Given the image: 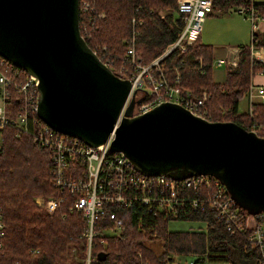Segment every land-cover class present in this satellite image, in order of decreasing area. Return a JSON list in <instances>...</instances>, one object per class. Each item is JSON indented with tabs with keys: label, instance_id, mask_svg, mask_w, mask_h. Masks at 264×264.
I'll return each mask as SVG.
<instances>
[{
	"label": "trees",
	"instance_id": "obj_1",
	"mask_svg": "<svg viewBox=\"0 0 264 264\" xmlns=\"http://www.w3.org/2000/svg\"><path fill=\"white\" fill-rule=\"evenodd\" d=\"M83 1L88 2L92 11L79 10L80 33L92 49L104 45L114 63L119 61L132 36L143 61H150L174 40L183 25L176 0H78V5ZM252 1L257 12L264 15V1ZM248 2L214 0L213 8L225 10ZM252 34L250 43L240 45L236 65L227 66L221 80H215L212 75L210 46L198 39L185 51L171 50L161 62L169 68V73H175L172 68L178 65L180 84L194 94L207 90V119L234 120L262 135L253 121L264 125V100H252L250 111L238 109V101L248 92L252 74L264 71V62L251 55L252 47L259 44L254 31ZM15 96L17 94L12 93V97ZM0 133V205L4 221L0 264H50L55 260L60 264H84L81 256L86 250V238L81 235L85 224L82 215L69 210L68 201L49 212L33 200L35 194L53 191L49 181V150L32 141L27 133L16 135L11 126H3ZM112 210L121 219L123 228L115 234L92 238L91 254L95 264L117 261L179 264L178 255L184 259L194 256L197 264L217 261L259 264L254 244L244 233L227 231L212 210L197 208L178 214L160 212L154 216L139 205H116ZM172 219L199 220L204 227L171 229L168 223ZM154 241L160 242V249L153 246Z\"/></svg>",
	"mask_w": 264,
	"mask_h": 264
},
{
	"label": "water",
	"instance_id": "obj_2",
	"mask_svg": "<svg viewBox=\"0 0 264 264\" xmlns=\"http://www.w3.org/2000/svg\"><path fill=\"white\" fill-rule=\"evenodd\" d=\"M78 18V0H0V53L36 77L38 116L91 145L111 134L110 149L141 172L211 174L246 213L264 212V135L174 101L133 114L129 78L98 57Z\"/></svg>",
	"mask_w": 264,
	"mask_h": 264
},
{
	"label": "built area",
	"instance_id": "obj_3",
	"mask_svg": "<svg viewBox=\"0 0 264 264\" xmlns=\"http://www.w3.org/2000/svg\"><path fill=\"white\" fill-rule=\"evenodd\" d=\"M213 2L176 0L183 25L174 40L150 61H143L140 51L135 48L133 36L117 63H114L104 45L93 48L108 67L118 75L129 78L130 89L124 106L133 97V114L147 111L158 102L166 100L180 103L194 114L207 118V90L194 94L191 89L180 84L178 65L172 68L175 73H169V68L163 66L161 59L175 48L185 51L198 39L202 23L213 10ZM80 9L92 11V7L84 1ZM236 10L250 20L253 31L259 20L264 18V15L257 12L252 0L238 5ZM257 54L258 50L252 48L251 55L260 60ZM222 63L233 67L237 63V56L230 59L217 57L213 60V64ZM252 90L250 84L249 111ZM257 92L264 99L262 86H258ZM12 93L17 96L12 97ZM140 96V100H136ZM37 99L36 77L0 53V129L6 125L11 126L16 135L27 133L32 141L49 150V181L53 191L34 196V201L49 212L59 208L63 201H68L67 208L82 215L85 224L81 235L86 238V250L81 256L84 264H95L91 254L92 238L115 234L123 228L121 219L112 210V206L116 205L144 206L146 212L153 216L160 212L178 214L197 208L212 210L227 231L245 234L257 250L259 264H264V212L246 213L233 201L219 179L207 173L175 178L167 174L141 172L121 150L110 149L111 134L104 142L91 145L45 123L37 114ZM253 124L264 135V125L256 120ZM2 216L0 205V246L4 234ZM99 241L103 242V238ZM50 264L60 263L55 260ZM114 264L123 263L117 261ZM183 264H197V258L188 256Z\"/></svg>",
	"mask_w": 264,
	"mask_h": 264
},
{
	"label": "crops",
	"instance_id": "obj_4",
	"mask_svg": "<svg viewBox=\"0 0 264 264\" xmlns=\"http://www.w3.org/2000/svg\"><path fill=\"white\" fill-rule=\"evenodd\" d=\"M254 1H264V0H254ZM234 6H235L234 11L237 12L236 7L238 5H234ZM228 8L230 9V7H228ZM228 8L225 10H223L222 8L218 9V7L213 8L212 12H210L206 16V18L204 20V22L205 21L206 22L204 23V26L202 25L203 27L200 31L199 36H198L199 41H201L202 43H206L210 46L211 53L213 56V60H215L217 57H225L227 59H230L234 56H237L240 45L243 43H246V40H248L249 37H250V41L248 43H250L252 40L253 29L251 27V22L247 17L239 16L238 14H240V13H238V12H237L238 13L237 17L240 20H237L236 17L232 16L235 13H228L226 15H224V14L220 15V13H221L220 11L226 12L229 10ZM214 15L216 17L221 16L223 18H230L231 17V19H230L231 21L237 20V22H233V23H237V27L231 28V33H232L233 39L216 42L214 39H211V37H209L207 31H205V27L207 26V19L211 18V17H215ZM254 32H255V40L259 44L257 46L252 47V48H255L258 50V54L256 56H257V58L260 59L261 62H264V18L259 20L258 26H257L256 30H254ZM220 44L223 45V46H221L222 48L218 47ZM232 44H238V46H233ZM258 48H260V49H258ZM219 65H221V64H219ZM219 65L213 64V67H212V75H213V78L215 80L223 79L225 69L228 66L227 64H225V66L223 67V72L221 73L219 71L220 74L218 73L219 75H217L216 70L217 69L219 70ZM216 75L218 77H216ZM250 84L253 86V90L251 93V99L252 100H264V99H262L261 95L257 92L258 86H262L264 89V71H261V70L255 71L251 76ZM247 96H248V101H249L248 92H247ZM247 108H248V105H247ZM238 109H239V101H238ZM240 111H243V110H240ZM179 264H180V262H179ZM210 264H229V262L217 261V262H211Z\"/></svg>",
	"mask_w": 264,
	"mask_h": 264
},
{
	"label": "rangeland",
	"instance_id": "obj_5",
	"mask_svg": "<svg viewBox=\"0 0 264 264\" xmlns=\"http://www.w3.org/2000/svg\"><path fill=\"white\" fill-rule=\"evenodd\" d=\"M235 6H231L230 9L226 12L224 11H220V15L221 14H228V13H235L232 16L236 17L237 20V12L234 11ZM218 9H220L218 7ZM239 16H243L242 14H238ZM215 16V15H214ZM230 18H223L221 16H215V17H211L207 19V26L205 27V31H207L209 37H211V39H214L216 42L219 41H224V40H231L233 39L232 37V33H231V28L232 27H237V23H233V22H237V20L235 21H231ZM206 22V21H205ZM203 22V26L204 23ZM202 26V27H203ZM250 41V37L248 38V40H246V43H248ZM233 46H238V44H232ZM221 46L223 45H219V48H222ZM225 66L224 63H222L221 65H219V70H216V74L219 75V71L222 73L223 72V67ZM219 73V74H218ZM216 75V77H218ZM247 105H248V96L247 93L244 94V96H242L239 99V109L240 110H246L247 109ZM38 194H35L34 196H36ZM34 196H33V200H34ZM35 202V201H34ZM168 227L171 229H199V228H203L204 227V223L202 221L199 220H188V219H172L169 223H168ZM153 246L157 249L161 248V244L158 241H154L153 242ZM73 250V249H72ZM177 258L179 259L180 264H183L185 259L183 256L178 255Z\"/></svg>",
	"mask_w": 264,
	"mask_h": 264
},
{
	"label": "bare ground",
	"instance_id": "obj_6",
	"mask_svg": "<svg viewBox=\"0 0 264 264\" xmlns=\"http://www.w3.org/2000/svg\"><path fill=\"white\" fill-rule=\"evenodd\" d=\"M79 214H80V213H79ZM76 252H77V251H76ZM69 254H70V253H69ZM77 256H78V255H77ZM77 256H76V257H77Z\"/></svg>",
	"mask_w": 264,
	"mask_h": 264
}]
</instances>
